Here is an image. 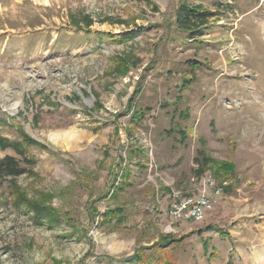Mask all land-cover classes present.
I'll return each mask as SVG.
<instances>
[{"label":"rangeland","instance_id":"obj_1","mask_svg":"<svg viewBox=\"0 0 264 264\" xmlns=\"http://www.w3.org/2000/svg\"><path fill=\"white\" fill-rule=\"evenodd\" d=\"M6 156L26 173L0 179V264H264V0H0ZM212 162L233 238L161 241L151 187L192 195Z\"/></svg>","mask_w":264,"mask_h":264},{"label":"crops","instance_id":"obj_2","mask_svg":"<svg viewBox=\"0 0 264 264\" xmlns=\"http://www.w3.org/2000/svg\"><path fill=\"white\" fill-rule=\"evenodd\" d=\"M180 117H182V114H180ZM170 133L171 134L169 136L172 135V131ZM178 133H180V135H182L183 139L185 138V131L184 132L178 131ZM236 179H239V178L236 176ZM245 182L249 183L250 181H239L238 185L243 186V185H245ZM119 183H122V181H119L118 184ZM125 183H128V181ZM128 184H130V183H128ZM130 185H131V187H127L123 192H120L119 194L124 193L127 189H132L133 185L132 184H130ZM195 185L196 184H194V187H195ZM116 186H118V185L116 184ZM166 186H168V187H166L165 189L164 188L159 189L158 187H156L155 190H154V188L151 187V191L156 192L155 196H153V195L151 196V199L155 200L156 204L153 202L150 204V206H148V207L152 208L153 211H150L147 208L145 211L148 213V215H149L148 217L155 218L156 220L158 219L160 222L161 221L162 222L167 221V216H166V214L164 215V213H166V211L168 210V206H169V202H170V197H169L170 194L169 193H171L173 190H175L172 188L170 189V187H169L170 185H166ZM146 192H149V191H146ZM192 193L194 194L196 192L195 191L190 192V194H192ZM234 193L235 192L231 190L230 194H229V192L225 193V194H227L229 196V195H233ZM119 194H117V196H113V197H115L114 199H117ZM161 200L164 202H160ZM229 201H230V199H227L225 197L222 198L218 204V207H215L212 211L205 213V219L201 224L200 223H198V224H195V223L180 224L176 227V231L173 235H166L162 232V234H164V235H162V237L160 238L161 241L162 240H169L170 238H175V240L178 239L179 241H185V242H188L189 244L193 243L194 245H196L197 249L200 248L199 245H203V247L205 246L208 248H214L218 251L217 244L215 243V242H217L216 237L217 236L220 237V236H222V233L227 232V234L229 235V236H225V238L227 240L228 238L230 239V237L233 238V234L236 232L235 227H233L234 229L230 228V229L226 230V227H228V226L227 225L222 226V223H221L223 221L222 218H224L225 214H227L228 210L231 209V204L229 203ZM232 206H234V204H232ZM235 207H239L238 204L233 207V209H232L233 211H235L234 210ZM112 208H120L121 209V213H120V215H118V217L123 219L122 224L124 227L126 225L127 218L124 215L123 207L115 206ZM238 211H241V210H238ZM230 212H228V213H230ZM241 215H243V214L241 213ZM151 218H148V219H151ZM158 220H157V222L160 223ZM122 224L120 225V227L122 226ZM160 239L157 238L156 240H154L151 243L152 245L150 244L151 246L149 247V249H152V248L156 249L157 245L162 244V243H158V242H160ZM218 255H220V254L218 253Z\"/></svg>","mask_w":264,"mask_h":264},{"label":"trees","instance_id":"obj_3","mask_svg":"<svg viewBox=\"0 0 264 264\" xmlns=\"http://www.w3.org/2000/svg\"><path fill=\"white\" fill-rule=\"evenodd\" d=\"M201 19L202 15L201 14H197L195 13L192 9H190L189 7L186 6H180V8L177 10L176 12V22L180 25V27L183 26H187L189 25L191 22H193L194 20H197L196 18ZM139 117H142L141 113H139ZM183 117V115H182ZM188 116L185 115V118H187ZM184 118V117H183ZM141 118H136V123L139 122ZM171 131H168L167 134L170 135ZM7 146H11L13 148V150L15 152L17 151L16 146L17 145H6ZM20 155V153H18ZM201 165V161L199 162ZM202 166V165H201ZM212 173H209V175L213 178H215V175L218 176H226L227 177L224 179L226 180L227 178H229L230 180L232 179V172L234 171V166L231 165V163H224V162H212ZM200 168V167H199ZM204 168H201V170H198L199 174H202V170ZM123 171H125L124 173H122L121 176H123V181H122V187H118L116 188L115 191H113L112 196H117V194H119L120 192H123L127 187H131L130 184L125 183L127 182V179L131 176V174L126 173V170L123 169ZM26 173V168L21 167L19 161H17L14 157L11 156H6L3 159L0 160V179L2 178H16L19 177L23 174ZM214 173V174H213ZM197 174V173H196ZM213 175V176H212ZM227 181H220V186L223 190V193H228L230 192L231 189V185H228L226 182ZM121 213V209L120 208H113V209H108L106 214V217L108 218H113L112 221H114V223L118 224L119 226L122 224L123 219L118 217V215H120ZM130 261H137L140 262V260L138 259V255L133 254L132 256L129 257ZM165 264H169V263H165Z\"/></svg>","mask_w":264,"mask_h":264},{"label":"built area","instance_id":"obj_4","mask_svg":"<svg viewBox=\"0 0 264 264\" xmlns=\"http://www.w3.org/2000/svg\"><path fill=\"white\" fill-rule=\"evenodd\" d=\"M195 192L188 196L172 192L168 210L165 213L169 231L173 232L174 227L182 223L202 222L205 219V213L212 211L218 198L224 194L221 186L210 175L204 177L202 185Z\"/></svg>","mask_w":264,"mask_h":264}]
</instances>
